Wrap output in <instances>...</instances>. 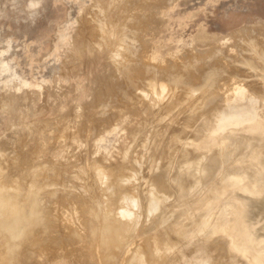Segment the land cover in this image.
<instances>
[{"label":"rangeland","instance_id":"1","mask_svg":"<svg viewBox=\"0 0 264 264\" xmlns=\"http://www.w3.org/2000/svg\"><path fill=\"white\" fill-rule=\"evenodd\" d=\"M248 35L252 42L264 43V0H0V185L13 194L16 185L41 184L42 188L28 196L21 213L27 217H23L25 223L33 214L44 218L18 238L20 246L13 252L8 251V240L0 234V264H246L249 257L239 255L245 253L243 250L227 252V243L233 240L217 228L227 223L217 227L213 223L222 203L237 205L235 234L254 245L250 254L264 260V181L258 193H251L246 186L254 182L248 176L253 170L264 173V129H251L264 125V105L258 103H263L264 82L254 91L241 87L231 100L217 99L215 92L240 81L260 82L258 71L264 69V62L255 48H246L240 40ZM212 49L218 54H212ZM129 51L140 52L142 59ZM121 53L127 60H121ZM208 54L212 60H207ZM193 56L200 57L198 62ZM136 59L141 60L140 65ZM188 61L197 66L185 68L186 74L183 63ZM142 63L147 66L141 68ZM171 63L172 70L176 66L179 70L170 69L169 74ZM151 66L154 70L156 66L158 74ZM117 85L122 86L118 98L114 94ZM195 91L212 96L199 106L196 103H201V98ZM100 94L104 98L107 94L108 100ZM176 96L186 98L180 100L179 108L158 110L159 102L172 103ZM194 104L197 108L192 111ZM251 107L256 110L253 118L209 132L213 122L205 119L210 110L220 114ZM257 133L263 143L254 146ZM204 134L210 146L226 136L244 139L242 153L223 168L230 175L221 183L240 178L237 187L225 186L215 198L206 189L218 173L210 182L200 184L201 166L208 168L211 163V157L199 153L196 146V139L203 141ZM164 169L163 193L169 197L157 211L148 212L151 191ZM104 171L111 174L102 177ZM160 171L164 173L158 178L156 172ZM179 178L195 183L198 191L192 192L200 197L191 198L190 211L183 219H193L191 229L176 232L169 227L173 221L169 203L178 194ZM186 187L191 190L190 184ZM122 195L127 198L122 199ZM184 198L176 199L175 209ZM131 200L135 201L129 205ZM200 204H205L202 209ZM198 211L205 214L203 222L200 216L197 220ZM170 231V238H166ZM152 243L157 252L158 248L162 251L164 261ZM256 255H252L255 261Z\"/></svg>","mask_w":264,"mask_h":264},{"label":"bare ground","instance_id":"2","mask_svg":"<svg viewBox=\"0 0 264 264\" xmlns=\"http://www.w3.org/2000/svg\"><path fill=\"white\" fill-rule=\"evenodd\" d=\"M123 1V0H122ZM125 1V0H124ZM138 1V0H137ZM163 1V0H162ZM121 3V2H120ZM136 2H134L133 4H135ZM130 4V3H129ZM128 5V4H127ZM139 5H141V4H139ZM145 5V4H144ZM155 5V4H154ZM122 6L124 7V2H123V4H122ZM121 6V7H122ZM160 6V5H159ZM130 7V6H129ZM128 7V8H129ZM153 7V6H152ZM132 8V7H131ZM134 8V7H133ZM145 8V7H144ZM149 8H151V7H149ZM148 8V9H149ZM155 8V7H154ZM123 9H125V7L123 8ZM127 9V8H126ZM153 9V8H152ZM130 10V9H129ZM123 11V10H122ZM150 11V10H149ZM120 12V11H119ZM152 12V11H151ZM105 13V12H104ZM121 13V12H120ZM140 14V13H139ZM116 16V15H115ZM102 18H103V16H101ZM129 17V16H128ZM131 17V16H130ZM129 17V19H131ZM136 17H137V15H136ZM138 17H140V16H138ZM137 17V18H138ZM99 18V17H98ZM107 18V17H106ZM137 18H135V20H136V22H137ZM104 19V18H103ZM118 19H120V18H117V20ZM156 19V18H155ZM124 20H125V18H124ZM134 20V19H133ZM133 20L131 21V22H133ZM97 21V20H96ZM98 21H100V20H98ZM103 21V20H102ZM107 22V21H106ZM109 22V21H108ZM129 23H130V21H128ZM135 22V23H136ZM140 22V21H139ZM142 22V21H141ZM144 22V21H143ZM145 22H146V20H145ZM105 23V22H104ZM109 23H112L111 21L109 22ZM118 23V22H117ZM127 23V22H126ZM125 23V24H126ZM134 23V24H135ZM146 23H148V22H146ZM145 23V24H146ZM101 24V23H100ZM107 24V23H106ZM123 24V23H122ZM132 24V23H131ZM141 24V23H140ZM140 24H138V25H140ZM94 25V24H93ZM117 25V24H116ZM120 24L118 23V26H119ZM136 25V24H135ZM111 26V25H110ZM123 26V25H122ZM257 26V25H256ZM104 27V26H103ZM125 27H126V25H125ZM263 27V26H262ZM114 28V27H113ZM124 28V27H123ZM122 28V29H123ZM128 28V27H127ZM130 28V27H129ZM151 28V27H150ZM124 29H126V28H124ZM123 29V30H124ZM132 29V28H131ZM249 29V28H248ZM247 29V30H248ZM254 29V28H253ZM96 31V30H95ZM112 31V30H111ZM254 31V30H253ZM252 31V32H253ZM116 32V31H115ZM114 32V33H115ZM249 32V31H248ZM255 32V31H254ZM112 33V32H111ZM260 33V32H259ZM102 34V33H101ZM109 34H110V32H109ZM129 34V33H128ZM232 34V33H231ZM237 34H238V32H237ZM245 34V33H244ZM247 34V33H246ZM245 34V35H246ZM250 34V33H249ZM127 35V34H126ZM241 35V34H240ZM254 35H255V33H254ZM128 36V35H127ZM231 36H233V35H231ZM243 36V35H242ZM249 36V38L248 39H242V38H244V37H242L240 40L242 41V42H244V45H245V47L247 48V47H249V49H253V48H255V50H257L256 52H257V54H259L258 55V57L261 59V61L262 62H264V43H263V41L261 42V40L262 39H260V42H261V44L262 45H260V43L258 42V41H256L255 39H254V42L256 41L257 43H254V42H252V38L250 39V35H248ZM258 36L259 35H257V38H258ZM128 37H130V35L128 36ZM236 37H239V36H236ZM251 37H253V36H251ZM255 37H256V35H255ZM95 38V37H94ZM108 37H106V39H107ZM136 38V37H135ZM138 38L139 37H137L136 39H134V41H137V42H139L138 41ZM259 39H257V40H259ZM107 40H109V39H107ZM203 40V39H202ZM238 40V39H237ZM236 40V41H237ZM103 41V40H102ZM113 41V40H112ZM235 42V41H234ZM127 43V42H126ZM129 43V42H128ZM136 43V42H135ZM141 43V42H140ZM203 43V42H202ZM239 43V42H238ZM237 43V44H238ZM137 44H139V43H137ZM198 44V43H197ZM200 44V43H199ZM219 45V44H218ZM223 46H224V44H222ZM140 46V45H139ZM232 46V45H231ZM138 47V46H137ZM216 47V46H215ZM235 47V46H234ZM212 48H214V47H212ZM220 48V47H219ZM139 50H140V48H138ZM141 49H142V46H141ZM210 49H211V47H210ZM213 50V49H212ZM221 50V49H220ZM136 51H138L137 50V48H136ZM135 51V52H136ZM205 51V50H204ZM215 50H213V52L211 51V53L213 54H218V53H215L214 52ZM226 51V50H225ZM130 53H132L133 54V56H134V53L135 52H131V51H129ZM197 51H195V53H196ZM207 52V51H206ZM216 52H217V50H216ZM219 52V51H218ZM137 53V52H136ZM135 53V54H136ZM140 52H138L136 55H138V56H136L135 55V57L134 58H137V57H139L140 56V54H139ZM194 53V54H195ZM200 53H202L201 51H200ZM208 53H209V51H208ZM193 54V53H192ZM191 54V55H192ZM205 53H203V55H204ZM212 54H210V55H212ZM254 54V53H253ZM188 55H190L189 53H188ZM206 56H207V54H205ZM204 55V56H205ZM210 55L208 54V56L209 57H207V60H208V58L210 59L211 57H210ZM225 55V54H224ZM203 56V58H205ZM179 57V56H178ZM189 57V56H188ZM187 57V58H188ZM195 56H193V58H194ZM200 57H201V55H200ZM200 57H198V58H200ZM120 58H121V60L122 61H125V60H127V58H126V55L125 54H120ZM184 58V57H183ZM190 58V57H189ZM196 58H197V56H196ZM196 58H194V62H196L195 60H197ZM202 58V59H203ZM213 58V57H212ZM223 58V57H222ZM253 58V57H252ZM256 58H257V56H255V60H254V62L256 61ZM139 59V58H138ZM140 59H142L141 58V56H140ZM183 60V59H182ZM210 60H212V59H210ZM227 60V59H226ZM136 61H137V63H139L138 62V60L136 59ZM159 61V60H158ZM186 62H187V60H185ZM203 61H206V59L205 60H203ZM259 61V60H258ZM69 62V61H68ZM161 62H162V60H161ZM185 62V63H186ZM197 62H198V60H197ZM260 62V61H259ZM162 63H164V62H162ZM185 63H183L184 64V66H186L187 65V67H183L184 68V72H186L187 71V69H185V68H189V67H196V66H192V64H190V62L188 61V64H190V65H188V64H185ZM257 63V62H256ZM255 63V64H256ZM144 63H142V66H140L141 68H144L143 66H145V65H143ZM167 64V63H166ZM174 63H171V65H169V74H170V71L173 69V67H174V65H173ZM193 64H195V63H193ZM197 64V63H196ZM262 64V63H261ZM139 65H140V63H139ZM139 65L137 66V68L139 67ZM178 65V64H177ZM237 65V64H236ZM258 65H260L259 63H258ZM264 65V64H263ZM133 66V65H132ZM147 66V65H146ZM145 66V67H146ZM150 66V65H149ZM168 66V65H167ZM181 66V65H180ZM189 66V67H188ZM235 66V65H234ZM233 66V67H234ZM153 66H151V67H149L150 69L152 68ZM165 67V66H164ZM176 67H178V66H176ZM175 67V68H176ZM199 67V66H198ZM148 68V67H147ZM166 68V67H165ZM165 68H163V69H161L160 71H164V69ZM174 68V70H176V71H178L177 69H175ZM182 68V67H181ZM180 68V69H181ZM200 68V67H199ZM138 69H140V68H138ZM153 70H151V71H154V72H156L155 70L157 69L156 68V66H155V70H154V68H152ZM171 69V70H170ZM192 69V68H191ZM240 69V68H239ZM140 70H142V69H140ZM158 70V69H157ZM174 70H172V72L174 71ZM186 70V71H185ZM189 70H190V68H189ZM114 71H115V69H114ZM142 71H144V70H142ZM141 71V72H142ZM145 71H146V69H145ZM145 71L144 72H142V73H145ZM150 71V72H151ZM166 71H168V69L167 70H165V72H163L162 73V76H163V74H165V73H168V72H166ZM192 71V70H191ZM240 71H241V69H240ZM252 71H254L255 72V70H252ZM117 72H118V70H117ZM134 72H135V70H134ZM133 72V73H134ZM139 72V71H138ZM149 72V69H148V73H150ZM181 72H182V70L180 71V74H181ZM242 72V71H241ZM258 72H260V75H258L259 76V81L260 82H258L257 84H253V83H251V82H248V81H244V82H242V81H240V83L239 84H237V86H234V87H228L227 86V88H224L222 91L220 90V88L219 89H215V92H217V99H222V100H227V99H230L231 100V97H232V95L235 93V92H237L241 87H244V86H247L248 88H249V90H251V91H254V90H257V88L260 86V89L262 88V83L264 82V76L262 75V73L261 72H264V69L262 68V71H258ZM140 73V72H139ZM142 73H140V75L142 74ZM161 73V72H160ZM188 72H186V74H187ZM138 74V73H137ZM136 74V75H137ZM147 74V73H146ZM155 74H158V72H156ZM174 74H177L176 72L174 73ZM246 74H248V73H246ZM251 74V73H250ZM256 74V73H255ZM118 75V74H117ZM160 75V74H159ZM172 75V74H171ZM170 75V76H171ZM189 76H192L191 74H188ZM253 75V74H252ZM251 75V76H252ZM158 76V75H157ZM156 76V77H157ZM161 76V77H162ZM169 76V77H170ZM173 76V75H172ZM250 76V77H251ZM152 77H154V75L152 76ZM156 77H155V79H156ZM159 77V76H158ZM207 77H209L210 78V76H207ZM165 78V77H164ZM236 78H237V76H236ZM104 79H106V78H104ZM114 79V78H113ZM139 79V78H138ZM249 79V78H248ZM111 80H112V78H111ZM152 80V79H151ZM108 81V80H107ZM231 81V80H230ZM229 81V82H230ZM252 81H253V79H252ZM109 82V81H108ZM255 82V81H254ZM105 83H107V82H105ZM120 83V82H119ZM153 87H154V83L153 82H151L150 83ZM149 84V85H150ZM228 84V83H227ZM262 85V86H261ZM103 86H105V85H103ZM108 86V85H107ZM152 87V88H153ZM107 88V87H106ZM207 88V87H206ZM264 88V87H263ZM103 89H104V87H103ZM108 89H109V87H108ZM108 89H105V92H106V90H108ZM102 90V89H101ZM157 90V89H156ZM156 90L154 89V90H152V91H155L156 92ZM121 91H122V86L121 85H117L116 86V90L114 91L115 93V96L118 98L119 97V95H120V93H121ZM186 91V90H185ZM203 90H201V92H202ZM158 92H159V90L157 91V94H158ZM201 92L199 91V93L201 94ZM106 93H108V91L106 92ZM154 93V92H153ZM184 93H186V92H184ZM187 93H189V91L187 92ZM193 93H195V95L197 94L198 96H200V98L201 99H199V100H201V103H196V105H201L202 104V102H203V100L205 99V98H207V97H210V96H212V94H209V93H207V94H205V95H199V93H197L196 91L195 92H193ZM220 93V94H219ZM128 94V93H127ZM156 94V93H155ZM156 94V96L158 97L159 96V94L157 95ZM101 95V94H100ZM125 95V94H124ZM182 95H183V93H182ZM187 97H189V96H192V93H190V95L189 94H185ZM184 95V96H185ZM189 95V96H188ZM194 95V96H195ZM197 95H196V97H197ZM104 95L102 94L100 97H103ZM107 94H105V97L107 98ZM155 95H154V97H156ZM171 96H172V94H171ZM184 96L182 97V96H179V97H182V99L184 98ZM185 96V97H186ZM220 96V97H219ZM124 97H126V95L124 96ZM174 96H172V98H173ZM186 97V98H187ZM193 97V96H192ZM203 97V98H202ZM104 98V97H103ZM106 98H104L106 101L108 100V99H106ZM116 98V99H117ZM167 98V100H168V97H166ZM170 98V97H169ZM176 98H177V96H176ZM186 98H184L183 100H186ZM262 98V100H263V103H260V102H258L259 104H262V105H264V97H261ZM156 99H158V98H156ZM159 99H160V96H159ZM178 99V101L179 102H176V103H174L176 100ZM177 99H175V101L174 102H172V103H167L166 101V105H164V103H162L163 105H160V102L158 103V101L156 102V103H158L159 105V109L158 108H156V109H158V110H160V109H164V110H172V111H174L175 109H177V108H179L180 106H181V102H182V99L180 98V100H181V102H180V100H179V98H177ZM187 99H191V97H189V98H187ZM101 100L102 99H100L99 100V103L101 102ZM163 100H164V98H163ZM166 100V99H165ZM118 101V100H117ZM169 101V100H168ZM120 102V101H119ZM122 102V101H121ZM155 102V101H154ZM162 102V101H161ZM105 103V102H104ZM103 103V101H102V104H104ZM107 104H108V102H106ZM105 103V104H106ZM134 103V102H133ZM204 103V102H203ZM255 103V102H254ZM128 105V104H127ZM132 105V104H131ZM134 105V104H133ZM151 105V109L153 108H155V107H153L152 105L153 104H150ZM196 105L194 104V106H195V108H194V106L192 105V107L194 108H192L191 107V109H192V111L193 110H196ZM199 105V106H200ZM156 106V105H155ZM199 106H198V108H199ZM257 106H258V104H257ZM133 107H135V106H133ZM157 107V106H156ZM106 108V107H105ZM202 108H204V107H202ZM202 108L200 109V110H202ZM216 108V107H215ZM138 109V108H137ZM150 109V110H151ZM206 109H208V107H206ZM213 109V108H212ZM133 110V109H132ZM220 109L218 108V110L217 111H219ZM129 111V110H128ZM211 111V114H210V112H209V114H208V116L206 117V119L205 120H211L212 122H213V126L209 129V132H216V131H218V130H220V129H222V128H224V127H226V126H228V125H233V124H237V123H240V122H243V121H245V120H249V119H251V118H253L255 115H256V110H255V108L254 107H251V108H245V109H241V110H238V111H232V112H228V113H226V112H224V113H220V111H219V113L220 114H218V112H214V113H212L213 111L212 110H210ZM216 111V110H215ZM222 111V110H221ZM252 111V112H251ZM159 112V111H158ZM251 112V113H250ZM116 113V112H115ZM129 113V112H128ZM151 115H153V114H155V113H150ZM117 115V114H116ZM115 115V116H116ZM161 115V114H160ZM148 116H150V115H148ZM154 116V115H153ZM98 117V116H97ZM145 117V116H144ZM105 118H106V116H105ZM146 118V117H145ZM159 118V117H158ZM202 118V117H201ZM95 119V118H94ZM146 119H148V118H146ZM151 119H152V117H151ZM108 120V119H107ZM145 120V119H144ZM104 121H106V120H104ZM150 121V120H149ZM146 122H147V120H146ZM63 123V122H62ZM73 126V125H72ZM58 130H59V128H57ZM135 131V130H134ZM133 132V131H132ZM40 134V133H39ZM205 135V134H204ZM45 136V135H44ZM206 136V137H205ZM204 137V140L203 141H199V140H197L196 139V141H197V148L200 150L199 151V153H201V154H203V155H207V157H211V163L210 164H208V168H203L202 166H201V174L202 175H200V176H202V180L200 181V184H201V186L202 185H204V184H206V183H208V182H210V180H212L213 178H214V176L218 173V176H217V178H216V180L212 183L211 182V184H209L208 185V187H207V189H206V191H210V194H211V196H212V198H215V197H219L220 196V194H221V192H222V187H223V185H224V183L222 184L221 182L222 181H228V179H229V175H230V173H226V172H224L223 171V168L225 167V164L226 163H228L229 161H230V159H232V157H234V156H236V155H240L242 152H241V150H240V146H241V144L244 142L243 140L244 139H242L241 137H235V136H226V137H223V138H220V140H219V142H216V146H210L209 144H208V137H207V135H205ZM255 137V141H254V143H253V145L255 144V145H259V144H261V143H263V139H262V136L261 135H256V136H254ZM34 138V137H33ZM154 141V140H153ZM31 142V141H30ZM175 142V141H174ZM157 143H158V141H157ZM21 145V144H20ZM254 145V146H255ZM251 146H252V144H251ZM25 147V146H24ZM155 147H156V145H155ZM25 152V151H24ZM170 154V153H169ZM189 154V151H187V153L185 154V158H186V155H188ZM183 155V153H181V156ZM181 156H179V158L181 157ZM133 158V157H132ZM184 158V161L186 160ZM182 159V158H181ZM182 161L180 160V163H181ZM186 163H188L187 161H186ZM190 163V162H189ZM182 164H184V163H182ZM192 164V163H191ZM163 165V164H162ZM161 165V166H162ZM184 165H186V167H187V165L188 164H184ZM160 166V167H161ZM181 166H183V165H181ZM189 166L190 165H188V167L187 168H189ZM193 166V165H192ZM125 167V166H124ZM124 167H121L122 169L124 168ZM185 167V166H184ZM251 167V166H250ZM121 168H119V169H121ZM126 168V167H125ZM186 168V169H187ZM192 168V167H191ZM119 169H118V171H119ZM120 170V171H122L123 172V170ZM161 169V168H160ZM252 169V168H251ZM115 170V169H114ZM144 170V169H143ZM165 170V169H164ZM188 170V169H187ZM193 170V169H192ZM191 170V171H192ZM112 171V170H111ZM110 171V172H111ZM125 171V170H124ZM163 171V170H162ZM166 171L167 170H165V173L164 172H162V173H164L163 175L165 176H163V178H162V181H158V180H160L161 179V171L160 172H156L157 173V175H156V173H154V177H155V175L156 176H158V174L161 176L160 177V179H157V184H155V187H156V189L154 188L151 192H152V195L150 196L151 198L149 199V197H148V199L150 200V204H149V206H148V208H147V206H146V208L148 209V212H150V211H152V210H155V209H157L158 207H159V204L162 202V200L164 199V198H168L169 197V195L167 194V193H163L164 191V189L163 188H165L166 187V185H164L163 186V182L166 180V179H164V178H166ZM190 171V170H189ZM110 172H105L104 171V175L102 176V177H104L105 176V174L106 175H108V173H110ZM121 172V173H122ZM147 172V171H146ZM151 172V171H150ZM150 172H149V174H150ZM186 172V171H185ZM253 173H252V175L251 174H248V176H250V178L252 177L253 178V180L256 178V173H255V171L253 170L252 171ZM101 173V172H100ZM102 173H101V175H102ZM120 173V172H119ZM124 173V172H123ZM152 173V172H151ZM180 173V172H179ZM184 173V172H183ZM111 174V173H110ZM112 174H113V172H112ZM126 174V173H125ZM169 174V173H168ZM181 174V173H180ZM187 174V173H186ZM231 174H234V175H238V174H241L240 176H244V174L245 173H237V172H233V173H231ZM101 175H100V177H101ZM128 175L130 176V174L128 173ZM176 175V174H175ZM125 177H126V175H124ZM128 177V176H127ZM126 177V178H127ZM151 177H153V174H152V176ZM153 177V178H154ZM11 178V177H10ZM126 178H125V180H126ZM129 178V177H128ZM158 178H159V176H158ZM151 179V178H150ZM156 179H154V180H156ZM174 179V178H173ZM8 180H9V178H8ZM168 180H169V178H168ZM127 181H128V179H127ZM127 181H125L126 183H128ZM153 181V180H152ZM177 181H178V186H177V188H178V192L176 191V193H178V194H176L175 196H176V198H175V200H173L172 202L170 201V203L169 204H172V206H170L171 208V210H172V212H173V221H172V223H170L171 225L169 226V222L168 223H166V224H168V226L169 227H172L176 232L178 231V230H180L181 231V229L183 230V228L185 229L186 227V229L188 230L189 229V227H191L192 226V224H193V219H191L190 220V218H188V221H184L183 222V219H185V216H186V214H188L189 213V211H190V205L188 206V204H189V202L190 201H192L191 200V198L193 197V196H197V197H200V196H198V195H195V193L198 191V186H196L195 185V183H189V181L187 180V182L186 183H184V182H182V178H179V179H177ZM9 183H10V180L8 181ZM156 182V181H155ZM161 182H162V184H161ZM132 183V182H131ZM154 183V182H153ZM177 183V182H176ZM158 184H160V185H158ZM189 184L191 185V190L189 191V190H187V185L189 186ZM158 185V186H157ZM7 187V186H6ZM5 187V188H6ZM43 186L41 185V184H36V183H33L32 185H29V186H22L21 184H19V185H16V192L15 193H13V194H11V193H9L5 188H4V185H2V187H1V185H0V207L2 208V209H0V234L2 235V236H4L7 240H8V244H9V249H8V251H10V252H13V250L14 249H16L17 248V246H20V244H18L20 241H18L19 239V237L21 236V235H23V234H25L26 232H28V231H30L31 230V228H32V225L34 224V223H37V222H42L43 221V219L44 218H42V217H40L39 216V218L37 217V214H33V217H32V219H30V220H28V222L27 223H25V221L26 220H24V218H27V217H24V215H22V213H21V209H22V207H24L25 205H26V200L28 199V196H30L31 195V193L34 191V190H37V189H40V188H42ZM168 187H169V185H168ZM167 187V188H168ZM173 187V188H172ZM171 187V185H170V188H172V190H173V192H174V186H172ZM126 188V187H125ZM194 189H196V190H194ZM168 190V189H167ZM171 190V189H170ZM195 191V193H193L192 191ZM165 191H166V189H165ZM189 191V192H188ZM123 192H124V190H123ZM148 192V191H147ZM167 192V191H166ZM170 192H172V191H170ZM57 194V193H56ZM131 194V193H130ZM189 194H192L191 195V197H189V198H187V196L189 195ZM236 194V193H235ZM133 195V194H132ZM170 195H171V193H170ZM65 196V195H64ZM123 196H125V195H122V199H123ZM185 196V198H184V200H182V202L179 204V207H181V206H186V208H184V209H179L178 210V208L177 209H175L174 208V203L176 202V199H180V198H182V197H184ZM204 196V195H203ZM238 196V195H237ZM126 198H127V196H125ZM124 197V201H125V198ZM132 197L133 196H131V199H132ZM137 197V196H136ZM77 198V197H76ZM129 198V197H128ZM174 198V197H173ZM172 198V199H173ZM244 198V197H243ZM130 199V198H129ZM38 200V199H37ZM126 200H128V199H126ZM136 200H137V198H136ZM148 200V201H149ZM35 201V200H34ZM132 201H135V200H131V201H127V203H129V205H130V203L132 202ZM147 201V202H148ZM213 201V200H212ZM126 202V201H125ZM200 201H198V203H199ZM202 202V201H201ZM200 202V203H201ZM18 203V204H17ZM133 203V202H132ZM205 204H206V202H204ZM42 204V203H41ZM66 204V203H65ZM202 204V203H201ZM201 204H200V209H202L201 207L203 206L204 207V205H202L201 206ZM63 205V204H62ZM67 205V204H66ZM188 206V207H187ZM209 206H211L210 204H208V206L206 205V207H208L209 208ZM77 207V206H76ZM143 207V206H142ZM198 208H199V204H198V206H197ZM60 208V207H59ZM144 208V207H143ZM197 208V209H198ZM208 208H207V210H208ZM206 209V208H205ZM178 210V211H177ZM204 210V209H203ZM207 210H205L204 212H207ZM155 211H157V210H155ZM177 211V212H176ZM126 212V211H125ZM148 212H145V214L146 213H148ZM154 212V211H153ZM176 212V213H175ZM199 213H197L196 214V216H197V220H199L198 219V216H200V218H202L201 216L203 215H205V214H201V215H199L200 213H202V211H198ZM122 213V212H121ZM120 213V214H121ZM122 214H124V212L122 213ZM121 214V215H122ZM149 214V213H148ZM125 215H128L127 214V212H126V214ZM147 215V214H146ZM195 215V214H194ZM217 218L214 220V222L213 223H215V226L216 225H220L221 223H224V222H226L227 224L226 225H224V226H222V227H217L218 228V230H222V234H227V235H229V237L233 240L232 242H229V243H227V244H229L228 246H227V252H231V250L232 249H235V250H237V249H241V250H243L245 253H242V254H239V255H244L245 257H249L248 258V264H264V260H261V259H257L256 261L254 260V258L252 257V255H256L255 253L254 254H250L249 253V251H247V250H245V247L244 246H241V244H243V242H241V240L238 238V236L234 233V225H235V220H234V206L232 205V204H229V203H227L226 205L225 204H221L220 205V207H218V212H217ZM24 217V218H23ZM135 218V217H134ZM192 218V217H191ZM195 218V217H194ZM204 218V217H203ZM202 218V222H203V220L205 219H203ZM63 219V218H62ZM136 219V218H135ZM142 219V218H141ZM131 220V219H130ZM197 220H196V222H197ZM132 221V220H131ZM171 222V221H170ZM127 223V222H126ZM198 223H200V222H198ZM133 224V223H132ZM131 224V222H130V225H132ZM39 226H40V224H38ZM45 225V224H44ZM129 225V226H130ZM168 226H166V227H168ZM194 226V225H193ZM63 227V226H62ZM168 227V228H169ZM201 227V226H200ZM71 228V227H70ZM170 229V228H169ZM168 229V230H169ZM172 229V230H173ZM191 229V228H190ZM189 229V230H190ZM211 228H209V230H210ZM216 228H214V230H215ZM112 230V229H111ZM171 230V229H170ZM195 230V229H194ZM214 230H213V233H214ZM180 231H179V233H180ZM193 231V230H192ZM211 231V230H210ZM216 231V230H215ZM163 232H165V231H163ZM169 232V231H168ZM183 232V231H182ZM186 232V231H185ZM179 233L177 234V236H179ZM184 233V232H183ZM210 233H212V232H210ZM221 233H218L217 235L218 236H220V235H222ZM264 233V232H263ZM33 234V233H32ZM75 234V233H74ZM169 234H170V236H171V231H170V233H168V236L166 237V238H170V236H169ZM174 234V233H173ZM34 235V234H33ZM106 235V234H105ZM192 234H190V236H191ZM32 236V235H31ZM176 236V237H177ZM215 236V235H214ZM218 236H216V237H218ZM165 238V239H166ZM180 238V237H179ZM213 238H215V237H213ZM212 238V239H213ZM20 239H21V237H20ZM24 238L22 237V240H23ZM64 239V238H63ZM108 239V238H107ZM107 239H104V240H106L107 241ZM71 240H72V238H71ZM109 240V239H108ZM171 240V239H170ZM172 240H174V239H172ZM171 240V241H172ZM175 240H177V239H175ZM170 241V242H171ZM179 241V240H178ZM152 242H155L154 240H152ZM160 242H161V240H160ZM163 242V241H162ZM165 242V244H166V241H164ZM173 242V241H172ZM171 242V243H172ZM21 243H22V241H21ZM159 243V242H158ZM238 243H239V245L240 246H238ZM153 244L154 243H152V245H151V247L154 249V247H153ZM226 244V245H227ZM162 245V244H161ZM160 245V246H161ZM157 246H158V244H157ZM163 246V245H162ZM169 246V245H168ZM16 247V248H15ZM36 247V246H35ZM144 247V246H143ZM147 247V246H146ZM34 248V247H33ZM110 248V247H109ZM148 248L149 247H147V250H148ZM156 249H157V247H155ZM162 248V247H161ZM167 248H169V247H166V249ZM32 249V248H31ZM112 249V248H111ZM156 249H154V250H156ZM163 249H165V248H163ZM255 249H257V248H255ZM146 250V249H145ZM158 251L159 252H157V250H156V252L159 254H161L162 253V251L158 248ZM165 251V253H166V250H164ZM163 251V252H164ZM169 250H167V252H168ZM225 251H226V249H225ZM242 251V252H243ZM32 252V251H31ZM34 252V251H33ZM148 252V251H147ZM159 254V255H160ZM168 254V253H167ZM30 255V254H29ZM148 255V254H147ZM161 255H163V253L161 254ZM160 255V256H161ZM165 256H167L168 257V255H166L165 254ZM243 256V257H244ZM158 257V256H157ZM160 258V257H159ZM164 258V255L162 256V259ZM161 259V258H160ZM161 259V260H162ZM166 258H164L163 259V261L165 260ZM160 261V260H159ZM162 262V261H161ZM160 263V262H159ZM246 263V264H247Z\"/></svg>","mask_w":264,"mask_h":264},{"label":"water","instance_id":"3","mask_svg":"<svg viewBox=\"0 0 264 264\" xmlns=\"http://www.w3.org/2000/svg\"><path fill=\"white\" fill-rule=\"evenodd\" d=\"M253 128H257L258 130H263L264 129V125H262V123L258 126V127H252ZM258 134V133H257ZM256 156V155H255ZM254 156V157H255ZM255 173H256V178L254 179V182L250 183L249 185H246L249 191H251V193H258L261 191V186L263 184L264 181V173L262 171H260L259 169H255ZM240 179V178H239ZM239 179L236 180H232L230 182H226L223 187H222V191L224 189L225 186H234L237 187V183L239 182ZM253 184V185H252ZM222 193V192H221ZM234 206V220H235V225H234V233H238V228H237V221L239 220V215H238V211H237V205L235 203H231ZM238 238L241 240V242H243L245 250L249 251L251 247L254 248V245L249 244V242L245 241L243 238L241 239V237L238 236ZM251 246V247H250ZM256 247V246H255ZM252 248V249H253ZM256 257H258L256 255ZM261 258V257H258Z\"/></svg>","mask_w":264,"mask_h":264}]
</instances>
